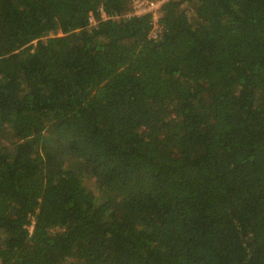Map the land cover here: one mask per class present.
<instances>
[{"label":"trees","instance_id":"16d2710c","mask_svg":"<svg viewBox=\"0 0 264 264\" xmlns=\"http://www.w3.org/2000/svg\"><path fill=\"white\" fill-rule=\"evenodd\" d=\"M130 3L0 0V264H264V0Z\"/></svg>","mask_w":264,"mask_h":264},{"label":"built area","instance_id":"2783aa9c","mask_svg":"<svg viewBox=\"0 0 264 264\" xmlns=\"http://www.w3.org/2000/svg\"><path fill=\"white\" fill-rule=\"evenodd\" d=\"M168 0H131L130 14L131 15H149L152 17L154 26H157V21L161 16V7ZM129 14V15H130ZM156 36V33H153Z\"/></svg>","mask_w":264,"mask_h":264},{"label":"rangeland","instance_id":"374dc122","mask_svg":"<svg viewBox=\"0 0 264 264\" xmlns=\"http://www.w3.org/2000/svg\"><path fill=\"white\" fill-rule=\"evenodd\" d=\"M94 22L92 21V24H93Z\"/></svg>","mask_w":264,"mask_h":264}]
</instances>
